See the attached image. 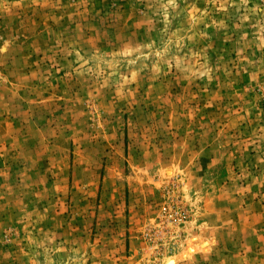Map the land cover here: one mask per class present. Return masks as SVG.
I'll return each mask as SVG.
<instances>
[{"label": "rangeland", "instance_id": "obj_1", "mask_svg": "<svg viewBox=\"0 0 264 264\" xmlns=\"http://www.w3.org/2000/svg\"><path fill=\"white\" fill-rule=\"evenodd\" d=\"M264 264V0H0V264Z\"/></svg>", "mask_w": 264, "mask_h": 264}, {"label": "bare ground", "instance_id": "obj_2", "mask_svg": "<svg viewBox=\"0 0 264 264\" xmlns=\"http://www.w3.org/2000/svg\"><path fill=\"white\" fill-rule=\"evenodd\" d=\"M167 264H172V262H171V261H169Z\"/></svg>", "mask_w": 264, "mask_h": 264}]
</instances>
